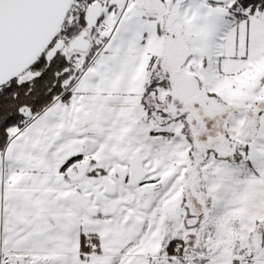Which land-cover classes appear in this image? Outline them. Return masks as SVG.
<instances>
[{
  "label": "snow or ice",
  "instance_id": "obj_1",
  "mask_svg": "<svg viewBox=\"0 0 264 264\" xmlns=\"http://www.w3.org/2000/svg\"><path fill=\"white\" fill-rule=\"evenodd\" d=\"M0 264H264V0H0Z\"/></svg>",
  "mask_w": 264,
  "mask_h": 264
}]
</instances>
